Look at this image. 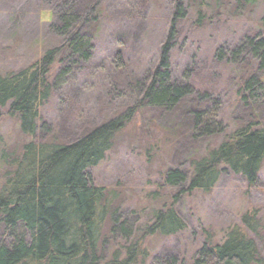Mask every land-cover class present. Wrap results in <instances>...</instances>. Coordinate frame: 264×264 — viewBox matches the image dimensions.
I'll list each match as a JSON object with an SVG mask.
<instances>
[{
    "label": "rangeland",
    "instance_id": "1",
    "mask_svg": "<svg viewBox=\"0 0 264 264\" xmlns=\"http://www.w3.org/2000/svg\"><path fill=\"white\" fill-rule=\"evenodd\" d=\"M48 1L0 0V75L23 69L58 44L59 38L49 31L53 11ZM137 1L101 0L92 56L87 63L75 64L68 83L53 90L41 106L34 137L44 144L72 142L140 100L141 92L134 85L148 79L156 66L169 20L175 6H181L184 16L168 52L171 76L179 81L187 69L195 90L217 99L223 133L193 138L187 132L185 109L143 107L115 136L111 149L90 169V175L94 186L114 196L110 206V214L117 218L114 226L124 221L133 230L132 241L142 237L152 213L168 206L179 193L164 183V173L175 168L187 171L191 160L204 157L237 124L248 120L249 109L239 103L235 92L241 70L246 67L253 73L255 63L245 53L235 58L231 54L244 35L259 30L264 18V0L241 9L234 0ZM198 11L203 17L199 24ZM116 39L123 45L118 47ZM117 50L125 64L120 71L111 65ZM220 54L221 60L217 58ZM18 124L17 118L5 115V110L0 112V181L10 170L8 160L32 140L20 133ZM174 208L185 224L184 231L169 237H146L144 264L162 254L188 262L205 242L219 243L250 212L256 215L258 232L253 239L261 252L264 164L254 186L224 171L209 193L182 194ZM111 226L108 218L101 234L107 242H101L98 251L104 260L123 242L118 233L110 238Z\"/></svg>",
    "mask_w": 264,
    "mask_h": 264
},
{
    "label": "trees",
    "instance_id": "2",
    "mask_svg": "<svg viewBox=\"0 0 264 264\" xmlns=\"http://www.w3.org/2000/svg\"><path fill=\"white\" fill-rule=\"evenodd\" d=\"M48 2L53 11L49 31L59 38L58 44L23 69L0 75V112L5 110V115L17 118L20 133L32 139L17 157L8 160L10 170L0 181V264H144L146 237H169L184 231L185 224L174 208L182 194L209 193L224 171L248 186L256 183L264 164V18L259 30L244 35L231 54L235 58L245 53L255 63L253 73L246 67L241 70L235 92L239 103L249 109L248 120L237 124L204 157L191 160L187 171L175 168L164 173V183L179 193L168 206L152 213L142 237L132 241L133 230L124 221L114 226L117 218L110 214L114 196L93 185L90 169L104 159L115 136L143 107L185 109L188 134L206 138L223 133L219 102L195 90L189 70L179 81L171 76L168 52L184 16L177 4L156 66L148 79L134 85L141 92L140 100L72 142H36L39 109L53 90L68 83L75 64L89 62L101 12V0ZM234 2L241 9L254 5L255 0ZM201 19L198 11L196 23ZM115 41L118 47L123 45ZM217 58L221 60L223 55ZM111 65L115 71L125 69L118 50ZM108 218L110 238L118 233L123 242L104 260L98 251L99 244L107 242L101 234ZM257 230L256 215L250 212L242 215L239 226L228 229L219 243L205 242L188 262L162 254L149 264H264V244L260 252L253 239Z\"/></svg>",
    "mask_w": 264,
    "mask_h": 264
}]
</instances>
